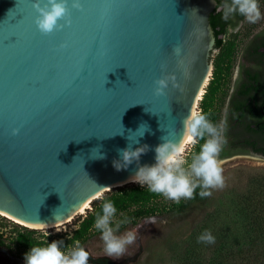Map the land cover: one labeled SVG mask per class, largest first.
<instances>
[{"label":"water","instance_id":"water-1","mask_svg":"<svg viewBox=\"0 0 264 264\" xmlns=\"http://www.w3.org/2000/svg\"><path fill=\"white\" fill-rule=\"evenodd\" d=\"M35 2L0 0V215L49 227L133 183L135 162L113 167L118 150L147 145L151 166L161 137L181 142L211 73L217 1L69 0L71 25L51 35ZM169 74L179 87L155 96Z\"/></svg>","mask_w":264,"mask_h":264},{"label":"clouds","instance_id":"clouds-1","mask_svg":"<svg viewBox=\"0 0 264 264\" xmlns=\"http://www.w3.org/2000/svg\"><path fill=\"white\" fill-rule=\"evenodd\" d=\"M68 3L69 0H47L41 7L40 0H36L32 6L38 13L35 24L41 34L51 35L71 25ZM71 8L83 11L80 0H72ZM237 12L245 16L249 22H256L261 17L257 0H231V4L225 6L224 18L227 19L230 14ZM67 47V44L60 45L61 49ZM173 54L179 57L181 49L174 48ZM170 84L173 88L179 87L175 74L156 80L154 95L165 96V90ZM12 134L17 135L18 130L14 129ZM161 139L163 142L154 149L156 154L154 165L139 164L140 157L148 151L147 145L133 150V144L129 143L126 148L118 150L120 159L113 161V167L117 171L126 170L135 162L137 170L132 182L140 186L147 185L151 192L161 194L175 202L193 199L197 188L200 189L199 196L206 198L212 195L211 190L222 189L225 186L223 161L219 158L224 143L223 127L212 123L207 114L197 110L190 111L183 121V137L179 144L164 136ZM199 140H203L204 143L200 146V151L188 162L183 158L185 145L195 144ZM138 143L137 139L135 144ZM97 157L103 158L100 153L95 158ZM116 214L114 203L105 200L94 223V228L101 233L104 250L110 257L121 256L126 247L137 239L135 230L122 235L116 234L120 227L119 223L113 226ZM148 222L155 223L154 218ZM198 242L213 244L215 237L205 231L198 237ZM62 244L63 241H52L45 246H32L24 256L25 264H88L89 254L79 242L68 250H62Z\"/></svg>","mask_w":264,"mask_h":264},{"label":"trees","instance_id":"trees-1","mask_svg":"<svg viewBox=\"0 0 264 264\" xmlns=\"http://www.w3.org/2000/svg\"><path fill=\"white\" fill-rule=\"evenodd\" d=\"M206 98L207 93L203 95L199 103V109L205 114L209 108ZM203 143V140L196 143L193 156L200 151ZM199 191L200 189L197 188L194 198L180 204L175 212L187 210L192 202L206 205L209 197L201 198ZM231 194V203L225 207H218L208 218L207 227L215 237V243L196 242L192 245L190 253L184 251L180 261L175 264H264V172L249 173L245 183L242 186L233 187ZM161 196L151 192L148 187L139 185L128 184L111 189L92 201L91 209H88L78 221V227L71 236H43L42 239L36 235V229H28L0 215V250L6 249L12 253L14 249L16 252H29L32 246H45L52 241H63L61 248L64 250L70 249L76 242H79L81 246L83 239L94 227L96 215L101 212V205L105 200L113 202L118 212L134 204L149 202ZM148 213L146 210L139 209L128 214L124 222L134 224L138 218L148 216ZM7 229L13 236L10 240L12 243L4 238V232Z\"/></svg>","mask_w":264,"mask_h":264},{"label":"flooded vegetation","instance_id":"flooded-vegetation-1","mask_svg":"<svg viewBox=\"0 0 264 264\" xmlns=\"http://www.w3.org/2000/svg\"><path fill=\"white\" fill-rule=\"evenodd\" d=\"M216 1L211 19L216 44L203 95L207 93L210 121L223 127L219 158L264 160V0H257L261 17L256 22L238 12L225 19L231 0ZM88 264L115 263L89 257Z\"/></svg>","mask_w":264,"mask_h":264},{"label":"rangeland","instance_id":"rangeland-1","mask_svg":"<svg viewBox=\"0 0 264 264\" xmlns=\"http://www.w3.org/2000/svg\"><path fill=\"white\" fill-rule=\"evenodd\" d=\"M262 16H264V8L262 9ZM199 103L196 108L197 111H200ZM195 145L196 143L185 146L183 158L188 162L193 156ZM257 171L264 172V160L238 158L223 161L225 186L222 189L211 190L212 195L206 205L192 202L187 210L175 212L180 204L189 200L181 199L179 202H175L162 195L158 199L134 204L126 210L118 211L113 220L114 227L117 223L120 224L116 234L122 235L127 231H137L136 241L128 245L125 252L119 257H110L106 254L103 241L101 240V233L94 227L83 239L81 246L88 252L89 257L106 258L115 264H175L180 261V256L184 251L190 253L193 244L196 242L200 244L198 237L201 234L205 231H211L207 227L209 215L218 207H225L231 203V189L235 186H242L245 183L246 176ZM129 185L138 186L139 184L130 183ZM144 186L147 187V185ZM88 209H91V204L84 213L75 214L74 218H70L71 220L69 219L68 222L65 221L66 223L58 226L27 228L36 229V235L42 239L43 236H71L78 227V221L86 214ZM139 209L148 211V216L138 218L134 224L132 222H124V218L128 214ZM153 218L155 223L148 222ZM9 220L18 224L17 221ZM4 233V238L7 241L12 240L13 236H11L9 229ZM10 242L12 243V241ZM26 253L28 252H16L14 249L12 253L6 249H1L0 264H25L24 256Z\"/></svg>","mask_w":264,"mask_h":264},{"label":"bare ground","instance_id":"bare-ground-1","mask_svg":"<svg viewBox=\"0 0 264 264\" xmlns=\"http://www.w3.org/2000/svg\"><path fill=\"white\" fill-rule=\"evenodd\" d=\"M187 145V144H186ZM185 145V146H186ZM89 205H90V203H88L87 204V207H83L77 214H79V213H84L85 212V210L89 207ZM68 221V220H67ZM64 223V222H63ZM62 224V223H61ZM61 224H58V225H61ZM58 225H55V226H58ZM27 226H29V225H27ZM29 227H33V228H40V227H34V226H29ZM49 227H54V226H49Z\"/></svg>","mask_w":264,"mask_h":264},{"label":"snow or ice","instance_id":"snow-or-ice-1","mask_svg":"<svg viewBox=\"0 0 264 264\" xmlns=\"http://www.w3.org/2000/svg\"><path fill=\"white\" fill-rule=\"evenodd\" d=\"M85 207H87V205H85Z\"/></svg>","mask_w":264,"mask_h":264}]
</instances>
